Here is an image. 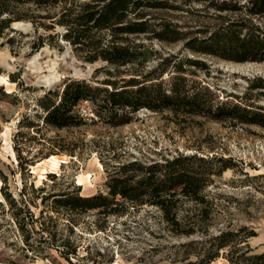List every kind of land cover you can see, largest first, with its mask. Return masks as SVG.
Wrapping results in <instances>:
<instances>
[{
	"label": "rangeland",
	"instance_id": "374dc122",
	"mask_svg": "<svg viewBox=\"0 0 264 264\" xmlns=\"http://www.w3.org/2000/svg\"><path fill=\"white\" fill-rule=\"evenodd\" d=\"M146 1L163 3L143 6L151 23L168 20L192 32L174 41L151 32L128 35L151 52L137 77L151 72L167 90L176 81L193 95L196 111L141 107L114 124L98 115V102L81 100L76 107L83 118L52 126L43 121L41 105L48 91L57 98L70 79L100 87L107 77L130 74L124 66L116 73L106 61L86 59V51L63 36V1L18 4L15 20L0 29V264H180L202 254L204 229L253 231L249 245L264 251V61L185 46L197 27L218 21L205 14L216 11L210 0ZM104 94L95 91L98 99ZM51 155L64 161L57 168L38 164ZM178 156H188L182 164L205 181L193 186L199 199L189 191L172 200L176 224L154 203L110 193L111 177L123 164ZM136 166L127 170L134 179L144 169ZM189 226L195 227L190 235L174 231ZM212 264L227 261L220 254Z\"/></svg>",
	"mask_w": 264,
	"mask_h": 264
},
{
	"label": "trees",
	"instance_id": "16d2710c",
	"mask_svg": "<svg viewBox=\"0 0 264 264\" xmlns=\"http://www.w3.org/2000/svg\"><path fill=\"white\" fill-rule=\"evenodd\" d=\"M28 1L37 6L54 5L63 1L58 19L67 28L63 36L84 49L86 59L106 61L117 68L116 73H120L118 68L124 66L123 71L130 74L128 77H107L100 87H92L85 79H70L63 84L61 92H57V98L48 91L41 99L45 111L43 121L46 123L55 127L74 124L75 119L83 118L76 107L81 100L98 102V115L114 124L127 122L131 113L141 107L161 110L185 106L188 111H196L192 107L193 95L180 91L176 81L167 90L162 81H153L156 77H151V72L143 76L142 80L137 77L151 52L143 42L129 41L128 35H145L151 32L161 40L174 41L192 32L182 30L178 23L168 20L162 19L157 25L151 23L143 6L163 3L146 0H0V29L15 20L14 7ZM208 5L219 12L205 14L218 21L213 25L197 27L196 32L199 34L189 36L185 46L194 52L237 61H264V0H210ZM222 11L233 14H223ZM188 61L197 63L190 59ZM106 71L113 75L111 69ZM95 91H104V97L98 99ZM229 106L233 110L239 109L238 104ZM185 159L189 157L178 156L145 166L137 161L123 164L111 177L110 193L120 194L134 202L154 203L160 207L166 220L176 224V211H170L172 200H178L177 195L188 194L189 191H193L194 199H199L195 188L200 180L203 181L200 187L205 181L202 176L182 164ZM200 159L203 160V157ZM134 165L144 168L137 179L133 178L134 174H127L128 169H136ZM78 198L83 202L91 200V197ZM194 230L195 227L189 226L174 231L190 235ZM244 230L226 228L218 233H210L208 229H204L206 240L202 242V254L180 264H212L220 254L226 258L227 264H264V251L253 252L248 242V237L254 235V232ZM233 238L239 244L229 246L228 242ZM193 243L194 240L189 242Z\"/></svg>",
	"mask_w": 264,
	"mask_h": 264
},
{
	"label": "bare ground",
	"instance_id": "6f19581e",
	"mask_svg": "<svg viewBox=\"0 0 264 264\" xmlns=\"http://www.w3.org/2000/svg\"><path fill=\"white\" fill-rule=\"evenodd\" d=\"M63 161L64 160H60L57 156L51 155L50 157L45 158L44 160L42 159V161L39 162L38 164H45V163H47L50 167L57 168L59 166L60 162H63ZM85 177H87V176H83V175L82 176H79L78 177V183L79 184L84 183L85 182V179H86Z\"/></svg>",
	"mask_w": 264,
	"mask_h": 264
}]
</instances>
